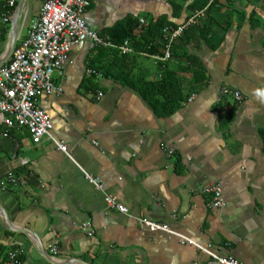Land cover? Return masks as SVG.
Masks as SVG:
<instances>
[{
	"label": "crops",
	"instance_id": "obj_1",
	"mask_svg": "<svg viewBox=\"0 0 264 264\" xmlns=\"http://www.w3.org/2000/svg\"><path fill=\"white\" fill-rule=\"evenodd\" d=\"M192 1L174 16L169 0H91L85 16L103 35L130 17L144 19L142 26L161 18L173 23L165 26H179L197 12L186 10ZM18 4L8 13L6 0H0V61ZM41 4L24 1L15 47L39 17ZM206 9L194 25L202 20L215 29ZM253 10L264 22V0H218L212 16L231 27L216 49L199 31L191 33L196 41H186L180 50L195 56L194 64L158 59L164 40L160 53L140 49L132 38L135 51L126 54L88 42L73 47L63 72L54 74L57 90L38 100L52 120V137L66 144L68 153L49 137L33 143L26 127L0 136V204L16 227L10 229L0 212V264L11 249H19L23 264H50L21 228L34 231L62 263L209 264L210 255L180 234L215 254L264 264V103L254 95L264 89V23H252ZM136 32L139 38L140 29ZM166 65L178 76L189 67L181 73L186 89L193 88L196 68L207 79L176 111L160 116L121 75L155 80ZM225 86L239 90L242 101L224 95ZM9 171L24 182L2 186ZM212 184L222 188V207H213L203 191ZM105 194L116 196L127 212L109 207ZM143 219L168 224L174 234L153 231ZM88 222L90 229H83Z\"/></svg>",
	"mask_w": 264,
	"mask_h": 264
},
{
	"label": "built area",
	"instance_id": "obj_2",
	"mask_svg": "<svg viewBox=\"0 0 264 264\" xmlns=\"http://www.w3.org/2000/svg\"><path fill=\"white\" fill-rule=\"evenodd\" d=\"M18 1L6 0L8 13ZM90 4L91 0H42L39 17L33 21L27 36L14 48L8 61L0 67V136L8 137L13 129L26 127L33 143L39 144L44 137H49L60 150L68 153L67 145L52 137V120L38 101L41 96L57 90L53 80L54 74L63 72L70 52L81 42H88L91 48H115L124 54L135 51L130 39L115 41L109 34H100L87 23L85 13ZM204 15L205 11L202 9L179 26H165L162 33L164 52L157 55V58L162 61L170 59L173 43ZM8 20L9 16L5 15L4 21ZM141 23H145V20L141 19ZM88 72L96 71L89 69ZM222 93L232 95L238 102L243 99L239 90L228 86L223 87ZM101 96L103 92H99L97 97ZM174 153L173 148L168 150L169 155ZM87 178L97 189H103L98 178L89 174ZM23 182L13 171H9L1 185H18ZM203 191L210 196L213 207L224 205L220 185L212 184ZM105 201L109 207L127 212V207L119 202L116 196L105 194ZM143 222L153 231L163 230L174 234L168 224L147 219H143ZM83 229H90V223L84 224ZM92 233L90 230L89 235ZM178 235L183 238V242L194 244L207 252L211 258L209 264H244L233 255L215 254L209 247L200 245L184 235ZM51 251L56 253V246H53ZM5 259L6 264H23L19 249L9 250Z\"/></svg>",
	"mask_w": 264,
	"mask_h": 264
},
{
	"label": "trees",
	"instance_id": "obj_3",
	"mask_svg": "<svg viewBox=\"0 0 264 264\" xmlns=\"http://www.w3.org/2000/svg\"><path fill=\"white\" fill-rule=\"evenodd\" d=\"M169 1L173 6L174 16H180L187 0ZM216 5H218V0H193L187 5L186 10L189 15L208 6V9H206L207 18H213L218 26L214 29L210 22L202 20L198 25H192L180 38L177 39V41L174 42L171 57L185 59L191 64H194L197 61H194L196 59L195 56L187 54L185 50H180L186 41L188 43L196 41L197 38L194 34L191 35V33L196 31H199L200 35L206 40L211 48L216 49L221 45L225 38V34L231 25L228 22L222 23L219 19L212 16V11ZM242 13L244 14V12ZM231 15V12L227 13V17H230ZM250 19L253 24H260L263 22L261 18L258 17L255 10L251 12ZM167 24L173 23L167 21L165 18H161L156 22L151 21L148 25L142 26L138 17H130L104 32L109 33L115 41L132 38L134 44L140 49L146 50L150 53H160L159 48L162 47L163 41L162 30ZM139 29L141 36L138 38L136 31ZM125 57L126 56H122L121 59L123 60ZM188 68L182 67L179 70L178 76V71L176 72L175 69H171L166 65L162 70L161 77L155 80H148L145 76L140 75L128 76V74H125L126 72H122L124 74L121 75V78L127 85L137 89L150 103L157 114L160 116H168L176 111L193 94V92L198 89L199 85L207 79L204 71L201 68H196L192 71L193 88L186 89L183 85L181 73L187 71L186 69Z\"/></svg>",
	"mask_w": 264,
	"mask_h": 264
},
{
	"label": "water",
	"instance_id": "obj_4",
	"mask_svg": "<svg viewBox=\"0 0 264 264\" xmlns=\"http://www.w3.org/2000/svg\"><path fill=\"white\" fill-rule=\"evenodd\" d=\"M25 0H19V4L17 7V11L15 16L13 17V22H12V31H11V37H10V43H9V47L8 50L6 51V53L3 56V59H1V65H3L11 56L14 47H15V41H16V36H17V28H18V20H19V15H20V11L23 7ZM0 212L4 218V221L6 223V225L12 229V230H16V227L11 223L9 216L5 210V208L0 204ZM20 229V228H19ZM20 231L22 232H26L29 235H31L37 242L38 247L40 249L41 254L43 255L44 259L50 263V264H73V263H79V264H83L85 262H82V260H77V259H71L68 260V262H59L58 260H56L55 257H53L49 251L47 250V248L41 243L40 237L32 230H30L29 228H21ZM88 264V263H86Z\"/></svg>",
	"mask_w": 264,
	"mask_h": 264
},
{
	"label": "clouds",
	"instance_id": "obj_5",
	"mask_svg": "<svg viewBox=\"0 0 264 264\" xmlns=\"http://www.w3.org/2000/svg\"><path fill=\"white\" fill-rule=\"evenodd\" d=\"M254 95L262 102L264 103V89H257L254 93Z\"/></svg>",
	"mask_w": 264,
	"mask_h": 264
}]
</instances>
